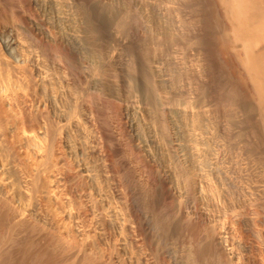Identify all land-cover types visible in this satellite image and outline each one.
I'll list each match as a JSON object with an SVG mask.
<instances>
[{
    "label": "bare ground",
    "instance_id": "6f19581e",
    "mask_svg": "<svg viewBox=\"0 0 264 264\" xmlns=\"http://www.w3.org/2000/svg\"><path fill=\"white\" fill-rule=\"evenodd\" d=\"M121 2L123 4L118 14L115 10L111 11L113 21L108 23V30L113 27H110V23H114V30L110 29V32L115 31L113 33L119 38L121 44L117 46L124 48L123 53L127 52L125 56L130 53L132 58H136L133 62L124 56L127 59L125 62L130 60L127 62L129 65L135 63L132 71L140 77L137 83L139 93L151 99L153 109H150L149 116L150 113L157 117L160 114L165 123H161L160 116L157 119L162 124L161 128H166V133L170 128L164 109L168 105L165 107L167 98L162 96V92L166 91V88L165 91L162 89V69L165 65L160 64L159 60L165 58L172 61L173 70L171 66L164 69L171 67L177 77L182 73L184 75L179 76L183 81H190L189 87H186L188 89L183 88L187 93L183 94L191 98L188 100L189 108L186 107L191 109L189 117L197 127L192 124L196 129L202 124V128L198 129H202L199 134L202 136H196L197 144L199 139L202 144L200 147L197 145L202 148V155L198 147L196 149L199 160L203 156L201 162H195L197 165L193 164L192 168L202 163V168H198L202 173L196 180L194 172L191 173L184 166L183 170L180 169L183 177L180 174L185 183L182 186L189 189L187 197L196 200L201 189L202 204L198 206L194 203L196 206H192L194 200L188 201L186 193L183 196L179 189L181 185L178 187L176 181L161 172L164 165L159 164L161 161L157 163L161 165L158 169L156 166V169L149 167H152L151 159L158 158L159 153L164 154L163 151L158 153L157 149L156 157L152 153L154 151H149L156 147L145 150L147 146L144 145L143 149L138 142L136 147L140 156L129 159L128 164L123 160L121 164H124L114 170L108 168L109 159L97 157L95 152L92 158L82 160L83 153L89 149L83 141L85 133L82 135L83 129L79 124L75 125V115L68 106L67 109L60 107L63 98L58 105L57 97L52 100H47L48 96L39 97L40 89L45 95H48L49 89L55 91L51 80L47 89L43 65L34 57L35 49L42 48L43 36L53 45L61 43L66 47L67 53L60 51L58 54L62 62L70 60L73 47L67 42L65 44L64 40L63 44L37 25L29 31V37L26 36L32 46L25 44L28 41L18 36V31L14 35L17 39L14 44L22 57L21 64L7 54L0 40V264H130L134 257L135 263L141 264L142 252L146 251L147 245L151 248L148 253L154 260L151 262L146 251L144 254L149 255V260H144L146 264H264V246L261 244H264V231L260 232L256 227L258 224L254 223V210L252 218L247 215L249 207H254L258 214L264 213V0ZM10 15L13 13L5 12L0 4V38L14 29L11 23L14 15L12 19ZM96 27L91 23L87 27L93 40L100 36V31L97 32L99 36L96 35ZM110 32L107 33L112 38L114 35L111 33V37ZM93 40L92 43L95 42ZM126 70L131 72L129 68ZM173 78L176 79L172 75ZM178 80L177 85L180 83ZM130 82H133L132 76ZM175 90L179 93L178 89ZM54 95L50 96L53 98ZM162 97L165 103L159 101ZM173 97L176 99V96ZM175 99L174 106L178 105ZM147 102L142 104L146 105ZM170 102L171 105L173 101ZM198 104L201 111H196ZM121 109L123 107L119 110L123 116ZM173 112H170V118L175 115ZM52 114L60 121L63 117L65 122L61 124L63 121L56 120ZM146 114H142L143 120H146ZM149 119L146 120L148 123ZM151 120L149 124L159 128L155 125L158 122ZM199 120L201 124L197 122ZM163 133L166 136L165 132L161 133L162 141ZM100 142L102 140H99L97 147ZM163 145L159 143V146ZM149 146H152L151 143ZM170 146L173 148V145ZM170 146L166 147L167 150L164 147L165 151ZM142 149L144 152L140 151ZM176 150L172 149L174 152ZM170 158L174 162L173 157ZM178 158L177 164L180 165V161L183 164L182 160L178 162ZM112 160V163L116 162ZM146 163V168L151 170L147 175L143 172L144 168L143 171L140 169L143 173L138 171V166ZM169 171L174 172L172 175L176 179L180 178L173 169ZM256 233L258 242L251 238Z\"/></svg>",
    "mask_w": 264,
    "mask_h": 264
},
{
    "label": "rangeland",
    "instance_id": "374dc122",
    "mask_svg": "<svg viewBox=\"0 0 264 264\" xmlns=\"http://www.w3.org/2000/svg\"><path fill=\"white\" fill-rule=\"evenodd\" d=\"M20 1L21 2H19V0H17V1L16 0H14V1L13 0H0V2H1L0 4L2 6H4L5 12L7 11L9 14H12L13 13V15H14V17H13V15H10L11 19L13 17V21L11 23L13 24L14 29L11 28L12 29V30L10 29L11 31H8L6 35H4V36H2L0 38L2 44L6 48L5 50H6L7 54L11 58H13L14 60H17L20 64L22 62L21 53L18 52L17 46L14 44L17 41V39H15L14 35H16L19 32L18 33V36L20 35V37L24 38V40L28 41V43H29V40H27V37H29V33H30L29 31H32L33 28L35 29V27L37 25H38V27H40V29L42 28V29L46 30V32L52 34L53 36H56L57 39H59V41L61 40L60 42L63 43L65 41L64 42L65 44L67 42V43H69L71 45L70 46L71 48L73 47L72 48L73 53H72V56H71V58L69 60L70 62L67 61V60H63V62H62V61H60L61 59L59 58V55L58 54L60 53V51L61 52L63 51L65 53H67L66 52V47L64 45H62L61 43H59V42L58 43L60 45H62V46H60L59 44L58 45L57 44L56 45H53V44H51V41L48 38H46L45 36H43V38H44L43 41L44 42L42 41L43 42V44H41L42 48H39V46H38L39 49H37V48L35 49L36 50L35 51L36 54L35 53H33V54H35L34 57L38 59L40 65L41 66L43 65L42 66V70H43V72L45 71L43 73V75L46 78V80L48 81L46 83L47 89L49 88V86L51 84L50 83V80H51L52 86H53L54 91H55V92H51L52 90L49 89L48 95H45L43 93V90L40 89L41 96L39 94V97L46 98V96H48L47 97V100H48V98H49V100H52V99H54V97L55 98L57 97L59 99V100L56 99L57 102L59 101L58 102V105L61 103L62 98H63V101L60 104V107L63 108V109H67V106H68L69 111L70 112H73L74 115H75L74 116V118H75V121H74L75 122V125L77 123L83 129L82 130V132H83L82 135L85 133L83 135L85 137L83 139V141L85 143H87V147L89 149H91V150L87 149L86 150L87 152L85 151V153H83L84 155H82L83 158L80 157L81 154H82V152H81L79 154V157H80L79 159L81 160V158H82V160H83V159L90 158V157L92 158L94 156V154L96 153L95 156H97V157L98 156L99 157H104L106 160L109 159L108 160V166H109L108 168H109V170H111V168L114 170L117 167H119L120 165H123L124 163L128 164V161H130L129 159H131V158L137 159L138 158L139 150H137V147H136V145H138L137 144L138 142H139V145H141L143 147V149H145V146H147L145 150H148L151 147H152V149L156 147L155 150L153 149V150H149V151H151V152L154 151L152 153H155V152H157V149H158V153L163 151L162 153H164V154H162V155L163 156L165 155V156L162 157V155H160L161 153H159L160 159H158L159 158L158 157V153L157 154L155 153V156L158 157V158H155L156 161L151 159L150 160V165L152 164V167L151 166H149V167L151 169H156V168L158 169L161 166L159 164H164L165 167H164V165H163V167L161 166V172H164L163 174H165L170 180L172 179V181H176L177 184L175 182H174V184H176L178 187L181 185V187H179V189H181L180 191H182L184 197H185L184 194L186 193V199L188 198L187 200L189 201L191 199L190 197H187V196H189V193H188V190L189 189L188 188H185L184 186H182L183 184L185 185V183H184V179H182V177H183V174L182 173L183 172L181 170H183L184 166H186V168L189 169V171L191 170V173L194 172V174L196 175L194 178H196V180H198L199 179L198 177L201 176V173H202V172L201 173L199 172L201 169L198 170V168H200V167L202 168V163H201V165L198 164L200 167L199 166L198 167L194 166L197 169L196 168L193 169L194 167L192 168V166H193V164H195V162L196 163L197 162H201L200 160H202V157H203V156H201V159L199 160V158H200L199 157L200 156L199 154L202 155V152H201L202 151V148H199L202 145V144H200V139L198 140L199 141L198 142L199 144H197V139L199 137L201 138V136H202V135L199 136V134L202 132V129H201V131L198 130V129H200V127L202 128V124H201L200 120L197 121L201 125L199 123H197L200 126L197 129L195 128V126L197 127V125H196V123L194 124V122L190 120V117H191V115H190L191 109L189 110L188 109L189 107L187 106L188 105V100H190L191 98L189 97V95H188V97H185V94H183V92L184 93H187L186 90L188 88H186V87H189L188 85L190 84V81L187 82V80L185 78L184 79L186 81L185 80L183 81V78H181L180 76L181 75H184V74H182V73L181 74H178V77H177L176 74H175V71L172 72V70H173V67H172L173 66V64H172L173 62L172 61H170V60H167L166 61L165 58H164L165 61L162 60L163 58L159 60L160 64L162 63V65H165V66H163V69L161 68L162 70L165 71V72L163 71V74L164 73H167V74H164L166 76H164L162 74V79L164 80L162 82V84H163L162 85V89L164 88V91H165V88H166V91H169V93H170L169 94L166 91L165 92H162L161 91L162 92V96L164 95L163 97L165 99L167 98L166 99L167 101H166L165 107H166L167 104L169 105V108H167L168 107V105H167V107L164 108V109H165V116L167 115L166 117L168 118L167 120L169 121V125L168 126H169L170 131L172 133H170L168 127H167V129H168L169 132L166 133V131H164L166 128L164 129V127H163V129H162L161 128L162 127L161 126L162 124H160V122H158L159 119H160L161 123L164 121V120H162L160 114L158 113L159 114L158 117L160 116L159 119H157L158 117L154 113H153V115H151V113H150V116H149V112L151 111L150 109H153V106L150 103L151 99L146 98L145 96L143 97L142 93H139V89H138V86H139L138 84L139 83L138 82L140 80V77H139V75L137 77L136 76L137 73L135 71H132V70H134V67L133 66H135V63H132L131 62L130 65H129V63H127V62H130V60H128L127 62H125L127 60L125 57H127L128 59H131V61H133V62H134V58L135 57L132 58L133 56L131 57L130 53H128V56H125L127 54V52L126 53H123V52H125L124 48H122L121 46H119V47L117 46L118 44H121V42H118L119 41V38H117L115 36V34H114L115 31L110 32L111 30H114L113 29L114 23L112 25L111 24L112 22L110 21V20H112L111 19V11L112 10H115V13L118 14V12L120 10V7L123 4V2H121L122 0H30L29 2L27 0H20ZM29 3H31V4H29ZM6 7H10V8L7 9ZM12 8H13V11L9 12V10H12ZM85 10H86V12H85ZM83 16H85V17H83ZM31 22H33V23H31ZM109 22H111L110 23V27H112V26L113 27L112 28H109V30H108V26H109L108 23ZM90 23L92 25H94V27H96V24H97L96 31H95L96 32V35L98 34L97 32L100 31L99 32L100 33L99 34L100 36L97 35V36H99V38H96V40L91 39L90 32H88L89 30L87 29V27H88V24H90ZM32 25H35V26H32ZM48 28H49V30H48ZM13 30L16 32L15 34H14V31ZM43 32H45V31H43ZM107 32H110V36H111V33L114 36L113 37L111 36L112 38H109V35H108L109 33H107ZM116 39H117V41H116ZM92 40H93V42L94 41L95 42L97 41L96 42L97 44L94 45L95 42L92 43ZM28 43H25V44L26 45H31L30 44L31 42L29 44ZM115 43H117V44L115 45ZM44 45L46 46V48H45ZM55 46H56V49H55ZM58 46H59V49L57 48ZM121 48H122V52H121ZM32 49H34V48H32ZM63 49H65V50H63ZM133 49H135V47H133ZM51 51H53V53H51ZM120 53H122V54L120 55ZM112 56H115V57L112 58ZM121 56H123V58H125V59L121 58ZM71 61H72V64H71ZM163 62H165V63L163 64ZM123 63L128 66L127 68H129V70L131 72H129L128 70H126L127 69L125 67L126 65L124 66ZM166 63H168V65ZM160 64H159V66L162 67V65H160ZM166 65H167V67H166ZM54 66L57 67V68H55ZM168 66H171L172 67V70H171V67H169V70L172 72L171 75H168V74H170V71L168 69H164V68H168ZM130 68H133V69H130ZM95 70H98V71H95ZM62 72H64V73H62ZM132 72H134V73H132ZM97 73L100 76L97 75ZM45 74L47 76H45ZM127 74H131V75L128 76ZM133 75L136 76L137 78L134 77ZM172 75L175 76L176 79H174V78H173L174 80L171 79ZM127 76L129 77V81H128ZM131 76H132V81H133L132 83L130 82ZM165 77H170V79L168 78L169 79L168 80L166 78V80H165L164 79ZM178 78H179V80L181 78L180 81L178 80V83L180 82L179 85L176 84V82H177L176 80ZM52 79H53V81H52ZM93 81H94V83H93ZM165 81H167V83H165ZM181 81L184 82V83H181ZM169 82L173 86L176 85L175 88H172V89L173 90L174 89H178L179 93L176 92L177 90H175V92H174L170 88V87H173V86H170ZM128 83H130L129 86H128ZM173 83H175V84H173ZM132 84H134V85H132ZM165 84H166V86H164ZM132 86H135V87L132 88ZM168 86H170V87L168 88ZM70 88H72V89H70ZM180 88H182V89H180ZM183 88H186V90L184 89L185 90L184 91ZM136 90H138V92ZM54 93L56 95H54ZM100 93H101V95H99ZM91 94H92V96H91ZM165 94H166V96H165ZM43 95H45V96H43ZM50 95H54L53 98ZM182 95H183V97H181ZM110 96L113 97V98L111 99ZM173 96H176V99ZM163 97L161 99H164ZM168 97H172V99L171 98H168ZM92 98H94V99H92ZM140 98L141 99L144 98L145 100L143 99L142 100L143 102H142V101H140L141 100ZM186 98H187V100L185 101ZM77 99H78V101H77ZM146 99L148 100V102H147ZM161 99L159 98V101H163V102L165 101V99L164 100H161ZM174 99L176 100V103H178V105L176 104L175 106L176 107L179 106V108L178 107L177 108H174L175 107L174 106V103H175L174 102ZM178 99H179V101H178ZM181 99H183V100H181ZM156 100H158V99L156 98ZM168 100H169V102H168ZM171 100L173 101V103L170 105L169 103H171L170 102ZM68 101H69V103H67ZM74 101H76V103ZM87 101H89V102H87ZM180 101H182L183 103L181 102V104H180L179 103ZM144 102H147V103H145L147 106L144 105V104H142ZM184 103H185V105H184ZM141 104H142L143 108H142V106H140ZM70 105H71V107H70ZM74 105H77V107L74 106ZM148 105H150V108L148 107ZM171 106H172V108L170 109ZM72 107H73V109H72ZM122 107H123V109L125 108L124 110L121 109L122 112L124 113L123 116H121L122 114L119 112L120 108H122ZM141 108H142V110H141ZM185 108H186V110H185ZM195 108H196V111H201V107L199 108V104L197 105V107L195 106ZM95 109H96V111H95ZM144 109H146V110H144ZM147 109H149V110H147ZM194 109H193V111H195ZM73 110L76 111V112H74ZM171 110L172 111L174 110L173 113L176 115L175 116L172 113V115H173L172 118H170L171 116L169 115L170 112H172ZM106 111H107V114H106ZM124 111L127 112L128 116H127V114ZM144 111H146V112L148 111V113H147L148 115ZM196 111H195V113H196ZM103 113H104L105 116L103 115ZM143 113L146 114V116H147L148 119L150 118L154 122L157 119L156 122H158V124L156 123L155 125H158L159 128H157V126L154 127V125H150L149 124L150 123V119H149V123L146 121L147 118H146V120H143L142 119L143 117H141ZM187 114H188V116H187ZM199 114H200V112H199ZM52 116L54 117L55 114H52ZM151 116H153L154 118L151 117ZM174 116H175V118H174ZM186 116H187V118H188L189 121H187ZM79 117H80V119L78 120ZM184 117H185V119H184ZM56 118H55L56 120L60 121V119H58V117H56ZM61 118L64 119L63 117H61ZM97 118H98V120H96ZM62 119H61V121H63V122L60 121L61 124H63L65 122ZM173 119H175V120H173ZM129 121L132 122L133 124L132 123L130 124ZM168 121H167V124H168ZM127 122H129V123H127ZM163 123H165V122H163ZM137 124L140 125V126H138ZM137 128L139 129V131L137 130ZM160 128L163 131L160 130ZM130 129H131L132 132H130ZM84 130H86V131H84ZM198 131H200V132H198ZM94 132L97 133V134H95ZM106 132H108V133H106ZM157 132H158V134H157ZM162 132H165V134H166V136H165L166 138H165L164 137V133H163V137H164L163 138V141H162V136H161V133ZM88 133H90V134H88ZM121 133H123V134L121 135ZM141 133H142V135H141ZM169 134L172 135V136H169L168 137ZM156 135H158V136H156ZM86 136H87V138H86ZM88 137H89V139H88ZM118 137H120V140L119 141H118V139H119ZM172 138H173V140H172ZM167 139H168V141H167ZM99 140L100 141L102 140V142H100L101 144L99 143V145L97 147L96 145L99 142ZM131 140H132V142H131ZM169 140H171L170 143H169ZM153 141L156 142V143H154ZM107 142H108V144H110V146L107 144ZM113 142H115V143H113ZM147 142H148V144H147ZM161 142L164 143V144L167 143L168 145L165 144V146H164ZM150 143H151L152 146H149ZM159 143H160V145H163V147L162 146H159ZM88 144H89V146H88ZM102 144L103 145L105 144V147ZM169 144L170 145H173V148H171L172 146H170ZM91 145L92 146H95V147H92ZM155 145H157V146H155ZM197 145H199V147ZM167 146H170L169 148L171 149V151H172V149L173 150L174 149L176 150V148H177L176 152L169 151L170 150L169 148H168L169 149L168 151H165V149L167 150V148H166ZM174 146H175V148H174ZM107 147H109V148H107ZM158 147H160V149ZM164 147H165V149H164ZM197 147H198L199 151L201 152V153L199 152V154H198V150L196 149ZM95 148H96V150H95ZM106 148H107V150H106ZM92 149H93V151H92ZM97 149H98V152H97ZM143 149L140 150V151L144 152ZM177 151H178L179 154H181L183 156L182 157L180 155L182 158L179 157V154L177 153ZM168 152H170V153H168ZM102 153H104V154H102ZM167 153L170 156H168V155L166 156ZM101 154H102V156H101ZM109 155H111V156H109ZM130 155L133 156V157H130ZM171 155L173 157V161L174 162H172V160H169V158L171 157ZM176 155H177V157H176ZM119 157H121V158H119ZM125 157L128 158V159H125ZM174 157H176V159L179 157L178 158V162H179V160H182L183 161V164H182L181 161L179 162V163H181L180 165L177 164V160ZM112 159H115L114 161H116V162L115 163H112L113 162ZM119 160H121V161H119ZM123 160H124V163L121 164L123 162ZM175 160H176V162H175ZM160 161H161V163H159ZM154 162H156V163H154ZM188 162H189V164H187ZM157 163H159V164H157ZM110 164H111V167H110ZM143 164H144V162H143ZM146 165H147V163L145 165H143V166H141V165H140V167L138 166V171L139 172L141 170L143 171V168H144L145 171H143V172L146 173V175H147V173L148 172L150 173L151 170H149V167L148 166H147L148 168H146ZM188 165H189L190 168L188 167ZM195 165H197V164H195ZM155 166H156V168H155ZM171 169H173L175 171V173H176L175 175H178L177 178L179 176H180V178L176 179V176H173L174 175V172L173 171H171V172L169 171ZM165 170H166V172H165ZM167 170L169 171V175L171 173L170 176L168 175V171ZM142 171L140 173H143ZM195 171H196V173H195ZM172 172H173V175H172ZM197 172L199 173V175H198ZM180 173L182 174V177H181V174ZM171 176H173V178L175 177V179L171 178ZM191 176H192V174H191ZM177 180H179L180 182L179 181L177 182ZM200 180H201V177H200ZM200 180L198 181V185L200 183ZM182 189H184V190H182ZM200 192H201V189L199 188V192H198L199 195H200ZM187 193H188V195H187ZM199 195H198V197L200 198L201 195L200 196ZM198 197H196V200L193 199L195 202L191 199L193 201V205H192V201H191L190 202V206L191 205L192 206H196L194 203H196L198 206H201L202 199L200 198L201 199L200 200ZM197 199H198L199 203H198ZM257 211L260 212V210H258V209H257ZM253 212L255 214V215H253L254 216V219H255L254 223L256 222V224H258V225L260 224L259 226L257 225L256 227H257V229L261 230L260 232H263L264 231V222H263L262 219H264V213L263 212H260L259 213L260 215H259L258 212H256V210H255L254 207H249V209L247 210V215H249L250 218H252L253 217L252 216V213ZM256 213L258 215H256ZM257 229H256V231H257ZM251 238H253L252 240L253 241L255 240V242H258L259 241V239L257 237V233L255 234V236H252L251 235ZM261 244H262V247H263L264 244L263 243H261ZM149 249L151 250V248H149L148 245H147V248H146V251L147 252L145 251L146 252L145 253L143 251L142 252L143 254L141 253L143 256H145V257L142 256V258H143L142 261L143 262L141 264H146V262L144 260L145 259H146V261H147V259L149 260V257L151 258V262L154 260V259H152V255L148 253V251L150 252ZM144 253L145 254L148 253L150 256L148 255L149 256L148 257ZM132 255L133 254L131 253V256ZM127 256L129 257L128 254H127ZM130 258L131 257H129V259ZM132 258H133V256H132ZM126 259H128V258H126ZM132 262L134 264H136L135 263L136 262L135 257L133 258V261ZM151 262H149V264H152ZM133 263H130V264H133Z\"/></svg>",
    "mask_w": 264,
    "mask_h": 264
}]
</instances>
